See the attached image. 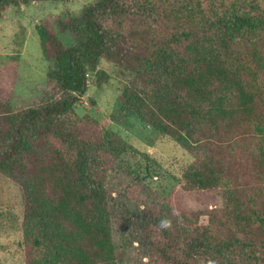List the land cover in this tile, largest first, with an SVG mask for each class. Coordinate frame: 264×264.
I'll return each instance as SVG.
<instances>
[{"label": "trees", "instance_id": "trees-1", "mask_svg": "<svg viewBox=\"0 0 264 264\" xmlns=\"http://www.w3.org/2000/svg\"><path fill=\"white\" fill-rule=\"evenodd\" d=\"M68 1L0 0V14ZM36 32L41 98L13 109L15 78L0 81V176L20 192L23 264H264V0H95ZM102 60L134 75L126 113L193 157L153 210L109 185L127 143L75 112ZM119 205L132 258L114 236Z\"/></svg>", "mask_w": 264, "mask_h": 264}, {"label": "rangeland", "instance_id": "rangeland-1", "mask_svg": "<svg viewBox=\"0 0 264 264\" xmlns=\"http://www.w3.org/2000/svg\"><path fill=\"white\" fill-rule=\"evenodd\" d=\"M94 1L10 5L0 14V81L6 75H11L13 82L15 78L11 97L13 109L37 102L46 86L48 64L41 54L36 25L47 16H77L84 6ZM59 38L65 46L73 44L68 33L59 34ZM8 66H12V73ZM99 69L105 75L88 76L87 91L75 105V112L80 117L92 118L101 128L117 133L127 143V152L111 172L109 185L119 191L117 199L124 198L126 207L134 212L143 208L153 210L181 179L193 157L169 137L123 109L120 96L124 87L134 80L133 74L105 60L100 62ZM6 85L7 82H0L1 95H6ZM128 170L135 173V177L128 174ZM122 210L120 205L115 209L114 236L132 250V258L136 255V244H130ZM22 217L18 187L0 176V264H23ZM199 221L205 224L207 219L202 217Z\"/></svg>", "mask_w": 264, "mask_h": 264}]
</instances>
